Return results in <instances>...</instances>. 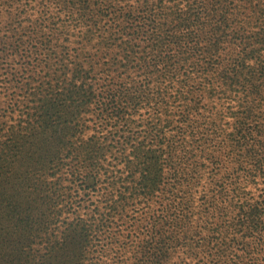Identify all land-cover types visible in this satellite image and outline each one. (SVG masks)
I'll use <instances>...</instances> for the list:
<instances>
[{
  "label": "trees",
  "instance_id": "16d2710c",
  "mask_svg": "<svg viewBox=\"0 0 264 264\" xmlns=\"http://www.w3.org/2000/svg\"><path fill=\"white\" fill-rule=\"evenodd\" d=\"M0 264H264V0H0Z\"/></svg>",
  "mask_w": 264,
  "mask_h": 264
},
{
  "label": "rangeland",
  "instance_id": "374dc122",
  "mask_svg": "<svg viewBox=\"0 0 264 264\" xmlns=\"http://www.w3.org/2000/svg\"><path fill=\"white\" fill-rule=\"evenodd\" d=\"M6 63L8 61L0 56V126L18 120V117H14L16 113L9 107L12 104L9 100L13 97L14 85L11 69Z\"/></svg>",
  "mask_w": 264,
  "mask_h": 264
}]
</instances>
